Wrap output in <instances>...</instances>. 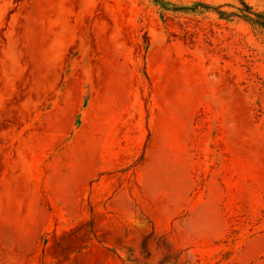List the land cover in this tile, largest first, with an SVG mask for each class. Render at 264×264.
I'll return each mask as SVG.
<instances>
[{
	"label": "rangeland",
	"instance_id": "rangeland-1",
	"mask_svg": "<svg viewBox=\"0 0 264 264\" xmlns=\"http://www.w3.org/2000/svg\"><path fill=\"white\" fill-rule=\"evenodd\" d=\"M0 264H264V0H0Z\"/></svg>",
	"mask_w": 264,
	"mask_h": 264
},
{
	"label": "trees",
	"instance_id": "trees-1",
	"mask_svg": "<svg viewBox=\"0 0 264 264\" xmlns=\"http://www.w3.org/2000/svg\"><path fill=\"white\" fill-rule=\"evenodd\" d=\"M245 5V4H244ZM247 8H250V7H248L247 5H245ZM255 15L258 17V16H261L260 14H256L255 13ZM243 18H245L246 20H248V21H250V22H252V23H255L254 22V20L255 19H253V18H251V17H249L248 15H243Z\"/></svg>",
	"mask_w": 264,
	"mask_h": 264
}]
</instances>
